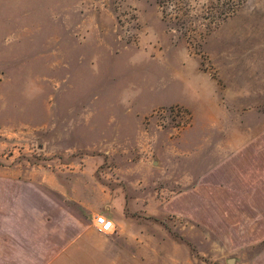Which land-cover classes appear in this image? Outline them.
Returning a JSON list of instances; mask_svg holds the SVG:
<instances>
[{
    "label": "rangeland",
    "instance_id": "rangeland-1",
    "mask_svg": "<svg viewBox=\"0 0 264 264\" xmlns=\"http://www.w3.org/2000/svg\"><path fill=\"white\" fill-rule=\"evenodd\" d=\"M0 173L81 204L52 264H264V0H0Z\"/></svg>",
    "mask_w": 264,
    "mask_h": 264
},
{
    "label": "crops",
    "instance_id": "crops-1",
    "mask_svg": "<svg viewBox=\"0 0 264 264\" xmlns=\"http://www.w3.org/2000/svg\"><path fill=\"white\" fill-rule=\"evenodd\" d=\"M41 182L0 173V264H52L85 235L83 215ZM72 206V207H71Z\"/></svg>",
    "mask_w": 264,
    "mask_h": 264
},
{
    "label": "built area",
    "instance_id": "built-area-1",
    "mask_svg": "<svg viewBox=\"0 0 264 264\" xmlns=\"http://www.w3.org/2000/svg\"><path fill=\"white\" fill-rule=\"evenodd\" d=\"M94 224L98 231L101 232H109L114 227L113 221L104 215H96L94 218Z\"/></svg>",
    "mask_w": 264,
    "mask_h": 264
}]
</instances>
